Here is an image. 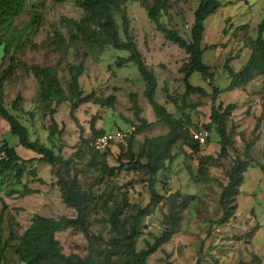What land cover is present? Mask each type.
<instances>
[{"label": "rangeland", "instance_id": "1", "mask_svg": "<svg viewBox=\"0 0 264 264\" xmlns=\"http://www.w3.org/2000/svg\"><path fill=\"white\" fill-rule=\"evenodd\" d=\"M74 1L27 0L11 26L16 40L9 56H3L0 46V74L10 59L24 65L0 86L4 109L27 129L31 142L51 149L61 159L54 167L37 161L25 165L19 181L13 173L0 179L1 264H23L14 247L33 216L53 220L76 217L62 202L58 177L75 183L86 196L81 205L87 231L94 237L90 242L70 229L56 233L55 240L65 256L88 257L94 264H119L121 246L114 241L122 244L130 227L135 226L138 233L134 246L139 252L167 229L166 219L175 216L176 233L144 264H196L198 259L199 264H264V76L228 91L229 76L224 70L226 64L237 73L247 61L256 28L264 20V0H223L205 20L202 62L212 78L194 73L188 80L203 94L185 93L178 72L186 59L183 50L167 42L147 18V10L159 2L163 5L159 24L189 42L198 0H113L112 16L119 38L124 40V15L130 38L155 76L154 100L172 115L179 129V139L156 175L158 201L154 204L148 176L134 161L145 164L147 142L166 135L170 127L155 119L135 65L116 66L117 59L126 58L127 53L114 51L103 41L90 43L79 35L72 23H83L86 14ZM87 26L96 28L95 22ZM78 65L82 67L79 90L91 100L77 107L74 122L69 117L67 85L69 69ZM30 66L50 70L63 90L64 103L55 104L53 97L44 107L39 85L27 70ZM213 89L218 90L214 100ZM218 103L223 108L235 107L224 120V153L216 125H209L211 109ZM93 119L96 132L119 131L126 137L92 159L81 148L82 141L92 136ZM139 119L150 124L142 132L135 131ZM51 120L57 130L50 134ZM202 131L208 133L207 138L199 144L198 152L192 153L188 144ZM3 141L23 160L39 158L18 145L0 117V145ZM238 164L243 168L241 183L228 200L223 198L228 173ZM185 197L189 199L181 210ZM114 210L120 211L114 219L115 230L108 221Z\"/></svg>", "mask_w": 264, "mask_h": 264}, {"label": "trees", "instance_id": "2", "mask_svg": "<svg viewBox=\"0 0 264 264\" xmlns=\"http://www.w3.org/2000/svg\"><path fill=\"white\" fill-rule=\"evenodd\" d=\"M27 0H0V46L2 47L3 56H9L11 45L15 42L16 34L11 30L14 19L17 18L24 10ZM223 0H198V6L193 13V23L189 33V42L185 41L174 31L166 29L159 24V16L163 5L159 2L153 4L147 10V18L156 27V31L162 34L164 39L183 50L185 54V61L180 66L178 72L182 75V82L184 84L185 93L203 94V90L199 87H193L189 84V78L192 74L196 73L206 79H211L212 74L209 72L208 67L202 62V55L205 48L202 46V39L204 33V22L207 18L212 16L220 7ZM245 1V0H244ZM75 6L81 9L86 14L83 23H72L79 35L90 43H98L103 41L109 45L114 51L126 52L127 57L117 59L116 66L121 68L128 63H133L137 69L140 79L145 85L144 97L155 119L170 127V131L164 135L147 142L145 151V164H134L140 170H144L148 176L147 185L150 194L151 204L158 201L155 191L156 175L164 168V161L168 158L170 149L174 146L179 139L178 125L172 118V115L167 113L165 108L159 105L154 100L156 79L153 72L145 65L141 54L137 50L135 43L130 38L128 31V20L123 15L121 21V29L124 40L119 38L116 23L112 16V10L115 8L113 0H75ZM95 22L96 30H91L87 23ZM245 30L246 27H241ZM2 32L5 33L4 38ZM264 20L256 28V37L250 46L251 53L242 66L239 72L234 73L227 65H224V70L229 76V85L226 90H234L245 86L248 82L252 81L256 76H264ZM73 39V38H72ZM20 65L13 59H10V65L0 74V86L6 77L11 76L15 69ZM28 72L34 77L39 85V98L46 108L48 104L55 97V104L64 103V93L60 88L56 78L50 73L48 68H41L38 66H30L27 68ZM82 67L69 69V83L67 85V93L69 95V117L72 121L76 122L74 112L77 107L86 104L91 100L90 95L83 96L78 86V78L81 75ZM218 93L217 89H213V100L215 94ZM133 98V97H132ZM134 100V99H133ZM234 105H227L222 107L218 103L216 108L211 109L210 124L216 125V132L220 139L221 152H225V125L224 120L228 113L233 110ZM0 117L6 121L9 127V132L12 136L16 137L18 145L26 150L38 155V159H21L15 150L3 141L0 145V179L8 173H13L17 181L22 177V167L31 164L34 161L49 165L51 167L61 164V159L55 155L51 149L31 142L28 137L27 129L21 125L16 118L7 113L3 107V100L0 97ZM140 125L136 127V132H142L147 129L150 124L142 119H139ZM209 125L205 127L209 132ZM63 129V128H62ZM62 129L60 131H62ZM49 133H54L57 130V125L54 120H51ZM90 130L92 136L89 139L82 141V152L90 153L93 157L97 154L104 153L103 151H94L87 148V143L92 139L104 134L103 132H96L94 130V119L91 121ZM207 141V140H206ZM189 149L192 153H197L199 150V143L191 141ZM130 156V160H132ZM66 166V163H63ZM241 165H235L228 173V183L225 188L223 198H230L235 194L236 187L241 183V173L243 168ZM202 169V164L198 163V170ZM34 173L32 172V175ZM57 183L61 191V198L64 205L73 209L76 212L75 218H60L58 220L45 219L39 216H33L29 228L19 237L18 243L14 247V253L18 261L23 264H94L91 259L79 258L75 255L65 256L55 240V234L61 231L70 229L83 234L88 240L92 241L94 237L89 235L86 226V218L83 212L81 202L85 195L79 193L78 187L75 183H67L62 178L58 177ZM189 197H185L180 205V209H184ZM224 204L223 199L220 201ZM145 213V211L143 212ZM142 212L140 214H143ZM139 214V215H140ZM120 216V211L114 210L109 217V224L114 230L116 229L115 218ZM176 217H168L166 219L165 229L159 237L153 239L151 244L147 243L145 248L139 252L135 251V240L138 235L135 226L130 227L128 233L122 238V244L114 241L117 245L121 246L119 264H144L145 261L154 254L162 245L168 243L172 236L176 233ZM225 220V219H224ZM4 257V251L0 250V264ZM196 264H199V259Z\"/></svg>", "mask_w": 264, "mask_h": 264}, {"label": "built area", "instance_id": "3", "mask_svg": "<svg viewBox=\"0 0 264 264\" xmlns=\"http://www.w3.org/2000/svg\"><path fill=\"white\" fill-rule=\"evenodd\" d=\"M208 133L202 131L198 134L193 135V140L199 144H203L204 140L207 138ZM126 135L122 132L115 131L109 134H102L87 143V148L94 151H103L106 150L110 145L122 141Z\"/></svg>", "mask_w": 264, "mask_h": 264}]
</instances>
